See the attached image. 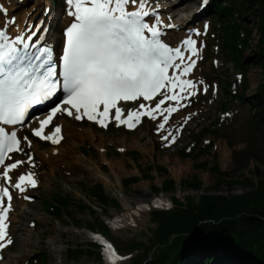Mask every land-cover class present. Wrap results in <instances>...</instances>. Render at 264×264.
<instances>
[{"label":"rangeland","instance_id":"rangeland-1","mask_svg":"<svg viewBox=\"0 0 264 264\" xmlns=\"http://www.w3.org/2000/svg\"><path fill=\"white\" fill-rule=\"evenodd\" d=\"M10 1L14 3L15 10L18 12L30 7L36 0ZM176 1H181L182 5L188 7L183 15L189 16L190 20L189 23H185L183 30L194 37L200 50V55L195 57L196 67L188 78L196 84V88L191 90L195 94L181 102L186 106L169 117L164 129L158 128V124L163 123L161 113L156 114V120L144 118L132 130H127L122 124L117 126V122L114 121H110L108 127L103 129L94 121H77L63 113H58L54 119V125L63 120L61 131L63 138L58 144H52L50 141L40 140L31 135V130L36 123L24 127L22 134L18 135L23 142L21 146L23 152L11 155L12 159L7 160L5 164L15 160L27 161V154L30 153L31 163L22 164L11 172L12 183L16 176L31 172L38 186L30 187L25 193H20L16 189L12 191L14 200L11 203L12 210L7 221L9 225L7 231L12 236V243L0 252V263L3 261V253L12 256L11 253L17 249L19 236L22 234L24 238L25 234H28L31 242L23 247V254L15 264L36 262L39 254L44 255L46 264H106L105 262L97 263L95 259L87 256L71 263L65 259L67 246L87 248L90 244L98 245L100 242L91 238L92 235L110 243L119 257L128 258L123 264H128L132 258L144 259L145 247L149 249L147 256H153L156 253L150 247L149 234L154 229L150 221V213L173 206L151 209L146 222L133 227L128 226V222L124 220L123 215L126 211L130 213L136 211L140 205L152 206L157 198L176 197L183 202L185 197H193L196 201L201 194L239 195L250 189L249 186L245 187L236 183L214 186L218 176L196 168V164L207 163L211 167L215 162L224 174L223 179L238 182L249 180L255 183L263 176L264 164L248 159L244 150L248 136L252 132L247 106L234 98L229 105L221 108L222 101L226 97L221 88L222 83L228 79L232 93L236 91L238 93L240 84L237 71L226 57L225 50L220 47L221 40L211 29L207 9L205 10L209 0L207 4H203V0H154L152 4L166 6ZM38 9L33 21H38L41 16L48 19L53 15L58 18V23L64 16L65 5L60 4L59 0H43L38 4ZM196 14L200 15L197 17ZM246 22L248 28L252 30L250 45L253 46L257 41L253 19L247 18ZM205 25L208 26L206 31ZM191 30L195 32L192 33ZM247 53L248 51L244 53L245 59ZM260 78L259 69L249 65L246 74L248 86L245 91L246 96L255 91ZM138 107V102L133 105L127 104V108L130 109ZM186 117L188 119L185 122ZM212 125L215 127L214 135L206 132L199 135L201 130L211 128ZM170 133L172 135H169ZM24 137H28L31 141V147L23 140ZM162 137H168V139L164 140ZM206 144H211L209 152L195 157L196 150ZM126 151H131L133 154L126 155ZM178 151L183 152L184 155H178ZM263 156L264 150L258 149L260 160H263ZM2 171L3 166L0 173ZM140 174L149 177L148 179L140 178L122 187L123 178L140 176ZM192 177L199 183L196 188L184 187L180 184V181ZM166 179L173 181L172 191L155 192L150 189V186L159 187L160 183ZM94 184H101L110 198L118 202L119 207H114L112 204L101 207L88 194L81 191L82 186L86 189ZM25 195L31 199L25 200ZM55 195L66 196L70 201L64 216L57 219L43 213L41 208L45 198ZM20 198L24 200L22 204L25 206L26 214L21 212ZM80 202L90 206L94 212L76 208ZM112 221H115L113 224L115 227H112L111 234L104 238L98 234L91 235L84 229L86 224L103 222L109 225ZM49 241H56L52 249H47ZM134 243L141 244V247L135 249L132 246ZM90 250L99 251L92 245ZM204 255H212L210 264H234L219 249L211 250L206 247L190 258L184 259L181 264L200 263V258Z\"/></svg>","mask_w":264,"mask_h":264},{"label":"snow or ice","instance_id":"snow-or-ice-1","mask_svg":"<svg viewBox=\"0 0 264 264\" xmlns=\"http://www.w3.org/2000/svg\"><path fill=\"white\" fill-rule=\"evenodd\" d=\"M65 4L67 15L73 19L64 30L58 62L51 47L38 46L39 39L33 42L36 31L10 38L9 22L0 25V125L22 124L30 108L62 92L60 103L38 118L39 126L32 128V136L58 144L62 139L61 127L54 125L58 113L77 121L87 118L102 127H107L105 119L111 118L117 126L129 128L140 123L142 117L156 120V114L161 113L163 123L158 128L164 129L169 117L186 106L181 102L195 94L191 90L196 84L185 77L196 67L194 57L200 55L196 40L185 38L183 50L164 42L163 29L174 26L160 19L149 0H65ZM6 13L7 9L0 5V16ZM184 50L189 55L185 56ZM128 101L141 102L138 108L127 110L125 117L120 104ZM50 125V133L45 134ZM23 140L31 147L28 137ZM21 143L15 130L6 131L0 126V179L25 193L27 186L37 187L33 173L20 174L14 184L10 173L31 163V154H27V161L5 164L6 159H12L10 153L23 152ZM24 199L31 197L25 195ZM12 200L9 187L0 186V251L12 243L7 232ZM93 239L103 245L109 264L123 259L110 243L98 236Z\"/></svg>","mask_w":264,"mask_h":264},{"label":"trees","instance_id":"trees-1","mask_svg":"<svg viewBox=\"0 0 264 264\" xmlns=\"http://www.w3.org/2000/svg\"><path fill=\"white\" fill-rule=\"evenodd\" d=\"M60 1V0H59ZM207 9V10H206ZM206 13L209 16L210 26L221 40V49L227 53L226 57L237 71L239 80L238 93H232L231 84L228 79L222 83L221 88L225 94L221 108L229 105L232 99H237L245 104L249 111V121L252 132L248 136L245 154L252 159L264 164L258 157V149L264 150V0H209ZM247 18L253 19V28L257 34L255 45L251 46L252 30L248 28ZM248 51L246 59L244 53ZM254 65L259 69L261 78L256 85L255 91L246 96L247 90V69ZM215 127H207L200 131L215 134ZM211 144L198 148L195 157L208 153ZM126 155L133 152L126 151ZM178 151V155H184ZM186 155V154H185ZM196 168L209 171L218 176L214 186L218 184L231 185L241 184L250 187L248 191L239 195H218L201 194L195 201L193 197H185L180 202L176 197H171L173 207L168 210L153 211L150 213V221L154 229L149 234L150 247L156 253L147 256L148 248H144L145 258H132L128 264H181L186 258L195 255L201 249H219L234 264H264V174L256 182L242 180L223 179V173L214 162L211 167L207 163L195 165ZM157 168V167H156ZM149 176H130L121 180L122 187L136 182L140 178L148 179ZM184 187L196 188L199 183L195 178L180 181ZM213 186V185H212ZM155 192H169L173 190L171 179L163 180L159 187L150 186ZM81 191L88 194L91 199L101 207L112 204L119 207L118 202L104 191L101 184H94ZM70 201L66 196H50L42 201V212L52 218L64 216ZM79 210H87L91 213L94 210L81 202L77 204ZM84 229L90 232H98L103 236L111 234V229L103 222L86 224ZM82 246H67L65 248V259L68 263L77 261L87 256L102 263L98 251L90 250ZM135 249L141 244L134 243ZM212 255H204L200 263L189 262L188 264H210ZM36 262L28 264H46V258L39 254Z\"/></svg>","mask_w":264,"mask_h":264},{"label":"bare ground","instance_id":"bare-ground-1","mask_svg":"<svg viewBox=\"0 0 264 264\" xmlns=\"http://www.w3.org/2000/svg\"><path fill=\"white\" fill-rule=\"evenodd\" d=\"M40 2H43V0H36L34 4H32L30 7L22 10H19L18 12H16L15 7H14V3L11 2L10 0H0V5H2L4 8L7 9V13L6 15L0 16V25H3L6 21L9 22L10 27L9 29H7L8 34L9 35H18V34H25L27 33L29 29H31L34 20V16L36 15V12L38 9V4H40ZM154 2V0H149V3L152 5L153 8H156L157 14L160 16V19L165 23V24H172L174 27L172 28H164L163 32L164 35L162 37V39L164 40V42H166L167 44H169L171 47H183L182 41L187 38V37H191L192 39H194V37L192 35H188L185 33V31L183 30L185 23H189V16L185 17L183 15V13L188 9V7H185L184 5L181 4V1H176L171 3L170 5H166V6H162L160 4H152ZM158 5V8H157ZM18 8V7H16ZM163 10V11H161ZM15 11V13L13 12ZM50 14V13H49ZM200 14H198L199 16ZM197 16V14H196ZM197 16V17H198ZM40 19H42V16L38 19V21L36 22V24L33 25V30L36 29V26L38 24V22L40 21ZM72 17H69L67 15V10L64 13V16L62 18V21L58 23L56 22L58 20V18H56L55 16L51 15L48 17V19H46L44 27H50L51 30L50 34H49V38L52 41L51 43H53L54 45H56V42H59V40H63L64 38V30L66 29V27L69 26V24L72 22ZM11 20H14L15 23L12 24ZM151 22V21H150ZM31 30V31H33ZM189 55V53L186 51V55ZM195 59V57H194ZM193 72V71H192ZM191 74H189V76L185 77V78H189ZM126 102H123L122 104H125ZM171 104H174L173 102H170ZM63 107V105H61ZM127 113V112H126ZM65 115V114H64ZM127 115V114H126ZM67 116V115H65ZM69 117V116H67ZM126 117V116H125ZM72 118V117H70ZM73 119V118H72ZM75 120V119H74ZM63 120H60L57 122L58 125L62 126V122ZM32 125V121L30 120L29 122H27L26 124L22 125V126H18L16 128H11L10 130H15L18 134H22V132L24 131V127L26 126H31ZM67 129V126L65 127ZM48 129H46V133L49 134L50 132L47 131ZM61 137L63 138L62 133L60 134ZM62 140V139H60ZM22 142V140H21ZM23 145V142L21 143V146ZM37 182V180H36ZM37 186H38V182H37ZM30 186H27V189H29ZM12 194V193H11ZM13 195V194H12ZM13 200H14V195H13ZM12 200V202H13ZM124 200V199H122ZM20 203L22 205L21 212L22 214H26V209L25 206L22 204L24 202L23 198H20ZM11 202V203H12ZM168 203V198L163 199V198H157L152 206H144L143 208H141L139 210L133 211V212H129L126 211V213L123 215L124 220L128 222V226L133 227V226H137V225H142L146 222L147 220V216L148 213L151 211V209H160L162 208L165 204ZM7 204V203H6ZM161 205V206H157V205ZM170 205V204H169ZM9 219V218H8ZM123 221V220H122ZM8 232V231H7ZM29 235L25 234V238H24V234H22L21 236H19V245H17V249L12 252V256H8L7 254L3 253V261H1L0 264H15L18 259L21 257V255L23 254V247L27 244L31 242V237L29 236V238H27ZM8 237L11 239L12 241V236L10 234V232H8ZM95 236H91V238H93ZM56 244V241H49L47 243V249H52L53 246ZM11 245V244H9ZM9 245H7V247L5 249H7L9 247ZM2 252V251H0ZM123 259H121L120 261L117 262V264H123L128 258L126 257H121Z\"/></svg>","mask_w":264,"mask_h":264},{"label":"water","instance_id":"water-1","mask_svg":"<svg viewBox=\"0 0 264 264\" xmlns=\"http://www.w3.org/2000/svg\"><path fill=\"white\" fill-rule=\"evenodd\" d=\"M143 207H144L143 205H140V206L137 207V210H140Z\"/></svg>","mask_w":264,"mask_h":264}]
</instances>
